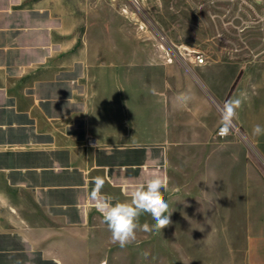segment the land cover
<instances>
[{"label": "crops", "instance_id": "crops-1", "mask_svg": "<svg viewBox=\"0 0 264 264\" xmlns=\"http://www.w3.org/2000/svg\"><path fill=\"white\" fill-rule=\"evenodd\" d=\"M78 25V0H0L4 240L13 228L103 226L88 199L94 177L105 179L102 194L124 201L159 175L173 213L167 227L221 229L224 243L242 245L245 264H264V134H252L264 126V28L242 29L246 71L225 76L192 75L137 34L94 43L86 32L79 43ZM181 92L193 98L187 106L176 101ZM241 92L239 132L220 137L223 105ZM180 216L196 223L178 225ZM23 242L28 259L55 258L31 245L56 236Z\"/></svg>", "mask_w": 264, "mask_h": 264}, {"label": "rangeland", "instance_id": "rangeland-1", "mask_svg": "<svg viewBox=\"0 0 264 264\" xmlns=\"http://www.w3.org/2000/svg\"><path fill=\"white\" fill-rule=\"evenodd\" d=\"M78 14L79 43L86 42V32L94 43L130 41L137 34L142 43L156 46L163 58L182 63L192 75L203 68L209 74L217 69L225 76L244 74L242 63L250 53L242 29L264 28V0H78ZM121 32L125 35L119 36ZM261 167L264 172V163ZM95 218L103 226L8 229L12 242L0 234V264H245L242 245L235 249L224 243L218 228L138 230L136 241L121 248L112 242L107 225ZM177 219L178 225L196 223ZM140 223L151 226L150 215L143 214ZM44 234L56 236L58 242L31 247L48 248L55 258L43 261L39 254L28 259L29 245L23 240Z\"/></svg>", "mask_w": 264, "mask_h": 264}, {"label": "clouds", "instance_id": "clouds-1", "mask_svg": "<svg viewBox=\"0 0 264 264\" xmlns=\"http://www.w3.org/2000/svg\"><path fill=\"white\" fill-rule=\"evenodd\" d=\"M246 98L247 94L241 92L239 96L224 103L220 128L221 135L226 136L230 133L231 125ZM192 99L188 92H181L176 97V101L180 106H187ZM252 134L254 136L264 134V126L254 125ZM93 184L94 187L88 194V199L93 202L96 210L101 213L103 222L111 233L112 242L118 244L121 248L136 241L138 230L162 232V229L172 223L170 219L172 211H169V204L166 202L162 191L166 190L167 185L159 175L134 186L129 199L124 201H120L111 195L102 194L105 184V179L102 176L94 177ZM145 213L150 215L154 221L151 226L148 223H140V217Z\"/></svg>", "mask_w": 264, "mask_h": 264}, {"label": "built area", "instance_id": "built-area-1", "mask_svg": "<svg viewBox=\"0 0 264 264\" xmlns=\"http://www.w3.org/2000/svg\"><path fill=\"white\" fill-rule=\"evenodd\" d=\"M220 128H221V126L219 127V129H218V131H217V135L220 136V137H224L225 135H221ZM232 128H233L235 131H238V132H239V130L237 129V127L235 126L234 123H232V125H231V129H232Z\"/></svg>", "mask_w": 264, "mask_h": 264}, {"label": "bare ground", "instance_id": "bare-ground-1", "mask_svg": "<svg viewBox=\"0 0 264 264\" xmlns=\"http://www.w3.org/2000/svg\"><path fill=\"white\" fill-rule=\"evenodd\" d=\"M200 58V57H199ZM200 62V60H198ZM202 62H204V59L201 60Z\"/></svg>", "mask_w": 264, "mask_h": 264}]
</instances>
